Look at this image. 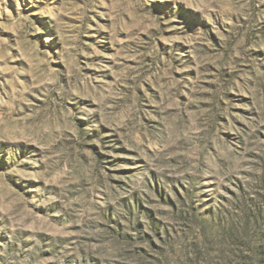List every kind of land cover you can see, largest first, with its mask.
I'll return each mask as SVG.
<instances>
[{
	"label": "rangeland",
	"instance_id": "rangeland-1",
	"mask_svg": "<svg viewBox=\"0 0 264 264\" xmlns=\"http://www.w3.org/2000/svg\"><path fill=\"white\" fill-rule=\"evenodd\" d=\"M0 264H264V0H0Z\"/></svg>",
	"mask_w": 264,
	"mask_h": 264
}]
</instances>
